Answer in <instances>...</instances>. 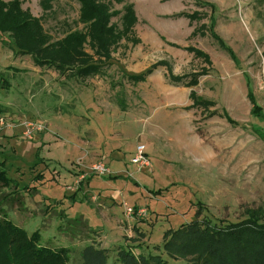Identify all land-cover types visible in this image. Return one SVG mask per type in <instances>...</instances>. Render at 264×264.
Returning <instances> with one entry per match:
<instances>
[{"label": "rangeland", "instance_id": "obj_1", "mask_svg": "<svg viewBox=\"0 0 264 264\" xmlns=\"http://www.w3.org/2000/svg\"><path fill=\"white\" fill-rule=\"evenodd\" d=\"M22 1L54 42L84 31L74 0L51 12L44 0ZM127 3L141 42L123 40L93 78L38 68L0 34V159L14 181L4 192L20 190L5 211L41 246L67 250L69 264H86L88 248L105 251L104 264H121L122 252L192 264L162 248L165 233L198 211L219 227L264 219V0ZM152 68L145 82L132 79ZM139 146L149 168L132 163ZM98 164L109 174H97Z\"/></svg>", "mask_w": 264, "mask_h": 264}, {"label": "trees", "instance_id": "obj_2", "mask_svg": "<svg viewBox=\"0 0 264 264\" xmlns=\"http://www.w3.org/2000/svg\"><path fill=\"white\" fill-rule=\"evenodd\" d=\"M74 1L80 4L79 23L84 26V31L70 32L60 41L54 42L45 32L42 20L23 8L22 0H0V34L8 36L17 53L31 56L38 68L52 69L60 75L70 74L79 79L100 76L106 62L112 59V52L123 40L134 45L141 42L135 34L138 24L135 6L127 3V0ZM53 2L58 0L42 2L45 12L53 10ZM114 5H124L123 10L116 11ZM182 15L178 17L194 22L193 14ZM119 17L120 26L113 23ZM210 32L219 45L235 59L234 52L223 39L212 28ZM189 48L196 56H206L195 48ZM152 73L153 68L132 79L145 82ZM248 99L253 106V116L258 117L260 106L250 89ZM13 185L14 181L8 176L7 163L0 159V264H69L67 250L59 251L41 246L38 233L28 236L8 219L5 207L20 194L17 187L13 193L5 194L4 191ZM200 218L198 211L197 220L177 231L165 233L162 249L169 259L186 260L191 256L192 264H264V223L260 224L264 219L259 215H251L244 222L225 227L216 226L211 220L201 221ZM103 252L106 254L105 251L86 249L83 252L84 262L104 264L106 257ZM120 260L121 264H167L161 257H151L146 261L141 258L143 261H140L129 252H122Z\"/></svg>", "mask_w": 264, "mask_h": 264}, {"label": "built area", "instance_id": "obj_3", "mask_svg": "<svg viewBox=\"0 0 264 264\" xmlns=\"http://www.w3.org/2000/svg\"><path fill=\"white\" fill-rule=\"evenodd\" d=\"M132 163L140 167V169L149 168L151 166V161L145 151L144 146L137 147L135 155L132 159ZM94 171L101 176H106L109 174V170L106 168L104 164H98L97 166H95ZM139 214L145 216L147 215V211L140 210Z\"/></svg>", "mask_w": 264, "mask_h": 264}, {"label": "crops", "instance_id": "obj_4", "mask_svg": "<svg viewBox=\"0 0 264 264\" xmlns=\"http://www.w3.org/2000/svg\"><path fill=\"white\" fill-rule=\"evenodd\" d=\"M193 34V33H192Z\"/></svg>", "mask_w": 264, "mask_h": 264}]
</instances>
